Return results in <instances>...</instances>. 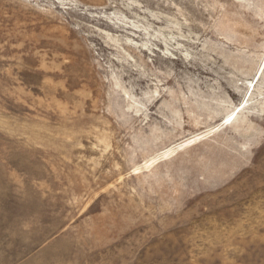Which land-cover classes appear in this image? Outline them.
<instances>
[{"label":"rangeland","instance_id":"obj_1","mask_svg":"<svg viewBox=\"0 0 264 264\" xmlns=\"http://www.w3.org/2000/svg\"><path fill=\"white\" fill-rule=\"evenodd\" d=\"M0 264H264V0H0Z\"/></svg>","mask_w":264,"mask_h":264}]
</instances>
